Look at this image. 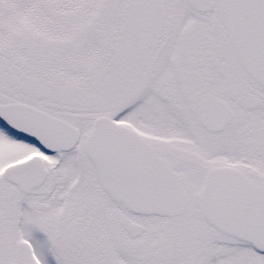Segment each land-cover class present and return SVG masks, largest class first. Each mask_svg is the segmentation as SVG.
<instances>
[{"label":"snow or ice","instance_id":"obj_1","mask_svg":"<svg viewBox=\"0 0 264 264\" xmlns=\"http://www.w3.org/2000/svg\"><path fill=\"white\" fill-rule=\"evenodd\" d=\"M0 264H264V0H0Z\"/></svg>","mask_w":264,"mask_h":264}]
</instances>
